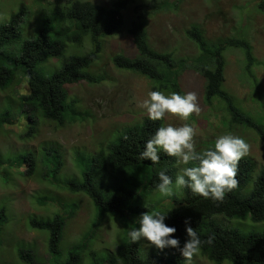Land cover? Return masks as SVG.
Masks as SVG:
<instances>
[{"label": "trees", "instance_id": "trees-1", "mask_svg": "<svg viewBox=\"0 0 264 264\" xmlns=\"http://www.w3.org/2000/svg\"><path fill=\"white\" fill-rule=\"evenodd\" d=\"M182 1L111 0L106 6L93 0H59V5L42 18L31 37L23 35L21 23L27 8L20 6L7 21H0V90H7L20 79L24 80L27 90L16 99L7 97V103L0 109V128L6 123L18 122L24 138L35 136L42 120L66 126L81 119L78 100L70 95L68 86L81 82L98 84L105 79V75L95 74L90 69L100 58L104 38L121 31L126 21L124 12L132 8L133 17L127 31L136 54L118 53L112 58L114 65L148 77L153 90L167 94H183V76L194 72L204 80L206 103L212 104L217 99L230 116L229 125L252 129L264 140V124L242 108L224 87L227 56L233 51L242 56L244 79L256 90L260 86L255 73L260 61L251 41L242 32L234 30L230 35L211 38L200 24L193 23L184 31L197 48V53L192 56L159 51L150 44L148 18L160 11H177ZM258 8L264 11V0ZM86 40L91 45L89 50L82 53L69 51L70 46H83ZM51 59H61V64L49 67L47 64ZM160 126H164L163 119L150 121L146 117L141 122L124 126L96 153H79L76 158L78 175L66 178L61 177L62 152L53 145L42 147L39 159L43 178L49 182H62L72 193L86 194L94 204L97 218L112 214L124 221L122 241L114 250L94 256L91 264H184L176 249L144 251L139 241L132 243L128 238L129 227H134L132 216L155 211L168 212L165 223L177 229L173 235L181 246L186 239V220L202 241L212 236V244L203 243L199 253L216 264H264V228L242 232L226 227L228 225L218 219L223 216L264 222V165L258 169L253 157H242L237 164V187L226 193L223 202L204 199L184 188L179 197L171 196V203L165 204L162 199V204L157 206L152 198L158 193L155 187L159 182L157 174L163 170L174 180L178 168L174 166L173 158L163 153L159 154L158 163L152 164L147 159L141 161L139 152ZM14 162L18 168L23 167L24 171L20 172L24 175L34 174L37 169L33 151L20 153ZM36 199L43 205L49 200L45 195ZM153 203L155 205L149 208ZM4 211L5 208L0 207V229L7 220ZM73 213L29 217V227L46 234L49 264H82L84 254H95L86 237L74 242L66 251L62 249L64 229ZM17 255L24 264L35 263V251L30 247L19 246Z\"/></svg>", "mask_w": 264, "mask_h": 264}, {"label": "rangeland", "instance_id": "rangeland-1", "mask_svg": "<svg viewBox=\"0 0 264 264\" xmlns=\"http://www.w3.org/2000/svg\"><path fill=\"white\" fill-rule=\"evenodd\" d=\"M93 1L106 6L111 2ZM260 1L183 0L177 11H160L149 17L147 30L150 44L155 49L172 51L178 56L197 53L196 46L184 32L193 23L200 24L211 38L230 35L234 30L242 32L251 41L260 61L255 68L260 86L256 90L244 79L241 74L242 56L233 51L227 56L224 87L235 96L242 108L264 124V11L258 8ZM57 5L59 0H0V21H7L12 12L25 6L27 12L21 29L24 37H31L40 26L42 18ZM124 15L125 25L118 34L104 38L100 58L90 69L95 74L105 75V79L98 84L81 82L68 86L70 95L78 100L81 119L66 126L42 120L35 136L24 138L21 137L23 130L18 122L6 123L0 128V207L5 208L7 218L0 229V264H24L17 255L21 245L34 249V264H49L46 234L31 229L28 224L29 217L33 215L48 216L59 212L69 216L73 211V215L67 220L61 247L66 251L74 242L88 238L86 241L95 254H84L82 264H91L94 256L114 250L123 239L124 221L112 214L97 218L94 204L86 194L72 193L62 182H49L43 178L40 174L42 163L39 157L44 145H53L63 154L61 177L78 175L76 158L79 153H96L124 126L141 122L146 117L137 105L146 98L149 90H153L151 80L142 74L118 68L112 61L113 56L118 53L128 56L136 54L127 31L133 17L132 8H128ZM90 48L91 45L86 40L83 46H70L69 51L82 53ZM59 64L61 59H51L47 65L53 67ZM182 80L184 91L196 94L200 108L199 115L192 114L187 121L195 130L193 141L197 150L214 144L217 136L231 133L245 139L249 145L247 155L257 161L258 169L263 166L264 140L252 129L229 125L230 116L217 99L212 104L206 103L204 80L201 76L187 72ZM25 89L27 90V85L20 79L7 90H0V109L7 103L8 96L16 99ZM162 119L164 125L179 126L185 123L168 114ZM29 151L35 153L37 169L34 174L24 175L20 172L24 171L23 167L18 168L14 160L20 153ZM181 193L183 194L182 190L173 191L178 197ZM42 195L49 198L48 204L43 205L37 201L36 198ZM152 198L156 200L157 206L162 204V199L165 204L172 202L171 197L162 198L159 192L153 194ZM155 203L148 207L151 208ZM138 215L132 216L134 220ZM218 219L228 225L226 227L242 232L264 228V222L253 223L250 220L227 219L223 216ZM133 225L138 227L134 221ZM139 242L144 251L156 252L145 241ZM193 264L216 263L199 253L193 257Z\"/></svg>", "mask_w": 264, "mask_h": 264}, {"label": "clouds", "instance_id": "clouds-1", "mask_svg": "<svg viewBox=\"0 0 264 264\" xmlns=\"http://www.w3.org/2000/svg\"><path fill=\"white\" fill-rule=\"evenodd\" d=\"M150 121H160L166 114L185 123L179 126L167 124L158 127L144 142L139 152L141 161L147 159L152 164L158 163L160 153L173 158L178 168L174 178L165 171H160L156 190L162 197H171L173 191L187 188L191 193L215 202H223L226 193L237 187L236 170L238 161L248 154L249 145L244 138L226 133L215 138L214 145L198 151L193 137L195 130L187 123L192 114L199 115L200 108L194 92H171L165 95L159 90H149L146 98L138 102ZM168 212H142L135 217V224L127 233L132 243L145 241L148 247L159 251L173 248L179 251L184 264H193V257L198 256L203 243L209 245L213 237L204 241L185 221V235L182 246L174 226L165 223Z\"/></svg>", "mask_w": 264, "mask_h": 264}]
</instances>
